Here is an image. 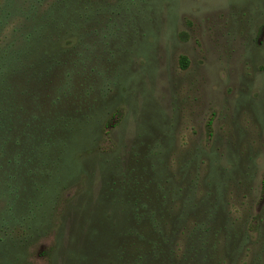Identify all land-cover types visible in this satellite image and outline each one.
<instances>
[{
    "label": "rangeland",
    "instance_id": "374dc122",
    "mask_svg": "<svg viewBox=\"0 0 264 264\" xmlns=\"http://www.w3.org/2000/svg\"><path fill=\"white\" fill-rule=\"evenodd\" d=\"M0 264H264V0H0Z\"/></svg>",
    "mask_w": 264,
    "mask_h": 264
},
{
    "label": "trees",
    "instance_id": "16d2710c",
    "mask_svg": "<svg viewBox=\"0 0 264 264\" xmlns=\"http://www.w3.org/2000/svg\"><path fill=\"white\" fill-rule=\"evenodd\" d=\"M83 4L82 5H84V2H82ZM86 12H87V8H83ZM85 11H83L82 13H83V15L86 13ZM84 18V17H83ZM87 18H85L84 20H86ZM87 21V20H86ZM180 62H181V65H182V67L184 68L185 66H186V64H187V59L185 58V57H181L180 58ZM70 124H72V121H69L68 119H66V120H63V119H61V121H60V126L61 127H63V128H66V127H68ZM81 125V124H80ZM72 127L74 128V123H73V125H72ZM73 128H71V130L70 131H74L73 130ZM75 129V128H74ZM65 149V148H64ZM63 149V150H64ZM158 236H160V235H158ZM164 240V239H163ZM162 240V241H163ZM165 243V242H164Z\"/></svg>",
    "mask_w": 264,
    "mask_h": 264
}]
</instances>
